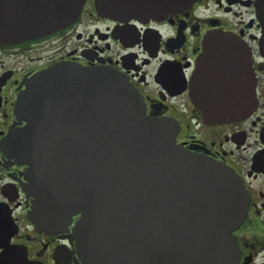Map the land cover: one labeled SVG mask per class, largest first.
<instances>
[{
  "label": "water",
  "instance_id": "1",
  "mask_svg": "<svg viewBox=\"0 0 264 264\" xmlns=\"http://www.w3.org/2000/svg\"><path fill=\"white\" fill-rule=\"evenodd\" d=\"M194 0H94L113 19L153 16ZM84 0H0V40L35 37L71 22ZM264 55V0L256 1ZM231 34L211 35L198 57L191 99L208 123L246 116L253 106L248 56ZM239 45V46H238ZM239 68L229 81L220 68ZM225 81V85L223 84ZM225 86V87H224ZM245 90V95L236 90ZM15 111L26 125L11 146L34 195L29 217L71 222L83 264H233L228 231L245 212L242 184L223 163L175 143L177 125L145 114L127 77L110 67L58 62L35 73ZM67 123H72L69 127ZM79 124H83L79 127ZM43 225H53L52 222ZM202 245L196 249L194 245ZM222 247L220 251L216 248Z\"/></svg>",
  "mask_w": 264,
  "mask_h": 264
},
{
  "label": "flooded vegetation",
  "instance_id": "2",
  "mask_svg": "<svg viewBox=\"0 0 264 264\" xmlns=\"http://www.w3.org/2000/svg\"><path fill=\"white\" fill-rule=\"evenodd\" d=\"M256 1L194 0L185 8L119 20L102 16L94 0H84L76 18L60 28L0 40V264H83L72 232L78 216L72 222L38 223L29 217L35 197L28 187L27 165L11 146L13 135L26 125L15 111L18 95L31 76L58 62L122 73L141 94L146 114L177 125L175 143L183 151L231 168L244 190L245 212L230 231L233 245L216 251L230 254L232 247L233 264H264V55ZM225 33L236 36L245 49L218 53L236 60L248 56L255 102L243 118L208 123L191 99V82L206 37ZM218 72L223 79L226 73L229 81L239 79L236 66L219 67ZM46 221L54 224L43 225Z\"/></svg>",
  "mask_w": 264,
  "mask_h": 264
}]
</instances>
